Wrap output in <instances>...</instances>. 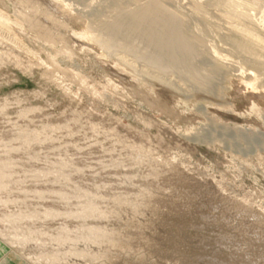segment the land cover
Instances as JSON below:
<instances>
[{
  "label": "bare ground",
  "instance_id": "bare-ground-1",
  "mask_svg": "<svg viewBox=\"0 0 264 264\" xmlns=\"http://www.w3.org/2000/svg\"><path fill=\"white\" fill-rule=\"evenodd\" d=\"M9 1L15 16L64 52L74 39L85 41L70 31V22L78 17L80 7H75L79 8L75 16L73 12L77 11L64 1L46 0L47 7H41L42 2L29 6V0ZM135 1L130 7L117 9L113 18L102 23L119 49L127 53L143 50L149 66L182 76L207 58L202 47L212 52L215 61L226 62V56L214 49L213 41H206L201 30L188 24L183 11L168 7L169 0H147L145 4ZM85 12L92 15L93 24L102 21L101 12ZM13 25L0 14V32L1 28L12 31ZM19 44L14 36L6 39L0 35V65L30 71L36 65H31V56L24 58V48ZM56 63L57 71L71 73ZM251 78L259 79L254 73ZM248 92L264 100V91L255 86ZM32 97L47 99L43 91ZM12 101L6 98L0 104V116L9 124L10 133L6 136L0 132V240L5 242H0V252L10 247L14 253L9 257L18 253L24 264H264L261 225L260 230L255 228L259 230L254 231L255 239L253 235L247 238L241 228V224L247 227L249 222L259 220L263 216L259 210L238 209L225 201L211 203L213 199L207 200L206 192L186 191L183 182L163 186L160 178L165 175L164 164L159 157L110 137L108 130L101 132L104 128L97 129L84 118L83 111L56 123L50 113H45L46 107L30 103L29 97L16 96ZM47 104L55 107L54 103ZM14 107L19 109L15 117L11 116ZM81 133L86 143L90 141L85 144L88 148L100 146L107 156L92 159V164L77 162L73 152L83 150L76 142ZM164 199L172 206L179 202L186 206L183 211L169 209L161 204ZM48 202L52 204H44ZM53 223L58 226L52 227Z\"/></svg>",
  "mask_w": 264,
  "mask_h": 264
},
{
  "label": "rangeland",
  "instance_id": "rangeland-1",
  "mask_svg": "<svg viewBox=\"0 0 264 264\" xmlns=\"http://www.w3.org/2000/svg\"><path fill=\"white\" fill-rule=\"evenodd\" d=\"M61 1L71 4L75 12L79 9L75 7H80L79 19L78 11H72L76 18L70 22V31L85 39H74L71 50L65 52L57 44L47 43L15 16L9 0H0V14L14 24L10 32L1 28L0 35L6 39L16 37L24 48V58L31 56V65H36L30 71L0 65V104L6 98L13 102L16 96L29 97L30 103L46 107L45 113H50L51 121L56 123L83 111L84 118H89L97 129L104 128L101 132L108 130L110 137L159 157L164 164L165 175L160 178L163 186L183 182L186 191L206 192L207 200L213 199L211 203L225 201L238 209L259 210L263 216L247 227L241 224V228L251 238L261 225L264 236V100L248 92L252 86L264 91V0H169L168 7L183 11L188 24L201 30L206 41H213L215 47H211L227 58L225 63L215 61L212 52L202 47L207 58L195 63L187 76L158 71L147 64L145 51L127 53L110 40L102 23L113 18L117 9L132 6L135 0ZM40 2L41 7L48 6L46 0H29L28 4L39 6ZM58 7L65 9L63 4ZM81 10L89 14L101 12L102 21L93 24L92 15L86 16ZM51 60L71 73L57 71ZM252 73L259 77L258 81L251 78ZM38 91L45 92L47 99H34L33 93ZM15 112H19L17 107L11 110V116H17ZM8 126L0 116V132L6 136L10 135ZM81 134L76 136V142L82 144L83 150L73 152L77 162L92 164V159L106 155L100 146L88 148L85 144L90 141L86 143ZM154 184L158 186L159 182ZM160 201L176 211L186 206L180 202L172 206L167 199ZM6 248L0 252V264H24L18 253L9 257L14 252Z\"/></svg>",
  "mask_w": 264,
  "mask_h": 264
}]
</instances>
